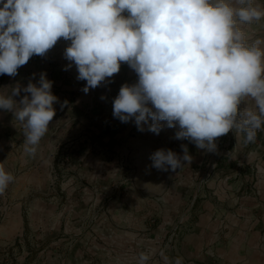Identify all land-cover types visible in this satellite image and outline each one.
<instances>
[{
	"label": "clouds",
	"instance_id": "1",
	"mask_svg": "<svg viewBox=\"0 0 264 264\" xmlns=\"http://www.w3.org/2000/svg\"><path fill=\"white\" fill-rule=\"evenodd\" d=\"M0 0V75L15 77L31 57L45 56L62 38L64 58L74 64L88 93L119 73L126 63L137 82L123 84L113 100V116L134 119L138 131L159 135L177 128L175 139L216 152V139L228 134L254 142L264 124V41L246 42L239 24L264 18L254 0ZM126 13V15H125ZM36 74H33L35 78ZM53 82L46 72L37 83L17 84L0 95L24 131V151L35 156L56 112ZM24 95L19 102L14 97ZM256 110L240 108L248 99ZM104 99V97H101ZM151 121V123H149ZM171 149L150 155L152 167L175 172L192 156ZM14 176L0 163V196ZM164 264H183L160 253ZM141 252L137 264H147Z\"/></svg>",
	"mask_w": 264,
	"mask_h": 264
},
{
	"label": "crops",
	"instance_id": "2",
	"mask_svg": "<svg viewBox=\"0 0 264 264\" xmlns=\"http://www.w3.org/2000/svg\"><path fill=\"white\" fill-rule=\"evenodd\" d=\"M228 2L240 6L237 0ZM239 27L242 30V24ZM257 39L264 41V32L255 27L246 35V42L251 44ZM69 44L70 41L61 38L45 56L34 55L18 68L15 77L0 75V95L7 96L17 84L26 87L30 80L37 83L39 74L46 72L47 79L53 82L52 94L58 98L53 104L56 114L34 157L24 151L21 123L11 112L0 109V163L14 176L5 194L0 196V214L10 216L0 225V264H51L56 259V255L54 258L50 255L48 241L30 239L29 226L26 225L25 233L14 217L23 214V199L26 203L29 195L33 200L35 172L45 174L49 166L65 165V156L70 161L68 166L74 171L78 169L79 178L88 180L91 185L97 177L98 164H118V156L125 166L133 171L137 168L136 187L128 188L121 198L115 197L109 202L110 219L106 226L110 230L141 231L149 226L150 218H155L144 244L154 251L151 264H164L157 253V240L176 225L178 234L172 249L165 254L170 260L179 256L183 257V264H264V136L257 133L255 141L247 144L242 137L238 138L234 153L218 157L208 183L201 186L200 177L207 172L211 152L197 149L188 140L175 139L178 129L168 128L166 122H162L165 126L157 135L147 131V126L145 131H138L134 119L122 123L115 118L113 100L123 84L137 82V74L134 77L126 74L117 82L102 83L84 93L86 81L77 80L76 66L73 64L64 70L70 63L63 55ZM128 67L121 63L120 71ZM99 87L105 91L103 100H99ZM24 95L30 94L21 92L13 99L19 102ZM245 107L256 110L250 98L240 105L241 109ZM259 131H264V124ZM66 135L79 136V139L66 143ZM97 136L102 139L100 144ZM258 139H261L260 147L251 154ZM181 145H187L193 158L190 164L183 161L184 166L175 172L159 171L151 166L149 157L154 151L171 149L183 156ZM99 152L112 158L99 162ZM242 156L243 162L239 164ZM85 167L89 168L88 174L80 169ZM22 235L25 238H19ZM128 239V245L132 244ZM92 243L98 246L96 240ZM130 246L125 251L132 256L137 251L141 253ZM60 260L58 255L57 264L65 262V259ZM67 263L98 264V261L74 255Z\"/></svg>",
	"mask_w": 264,
	"mask_h": 264
},
{
	"label": "rangeland",
	"instance_id": "3",
	"mask_svg": "<svg viewBox=\"0 0 264 264\" xmlns=\"http://www.w3.org/2000/svg\"><path fill=\"white\" fill-rule=\"evenodd\" d=\"M254 6L264 10V0H254ZM255 27L259 32H264V18L252 24H242V31L248 36ZM126 74L129 77L136 75L135 71L128 67L126 71L121 70L107 79L117 82L118 79L126 77ZM99 95V100H103L101 97L105 96V91L100 87ZM102 126L105 127L106 124L103 123ZM64 138L66 143H75L79 136L66 135ZM97 138L100 144L102 139L100 136ZM103 153L100 155L99 152V162L112 158L111 156L106 158V153ZM63 159L65 165L49 166L45 174L41 171L35 172L33 200L29 199V195L26 203L23 199L25 207L23 214L14 217L18 226L21 225L33 241H48L50 255L53 258L56 255V259L51 264H57L58 255L61 260L65 259L64 263L60 260V264H68V258L74 255L96 259L98 264H137L135 258L139 254L138 251L132 256L125 250L131 247L130 245L140 250L141 247L137 244L142 231L110 230L106 226V222L110 219L109 202L115 197L121 198L128 188L136 187L134 181L137 168L135 167L133 171L132 168L125 166L124 161L118 156V164H98L97 177L91 185L88 180L79 178L78 169L74 171L68 166L70 161L67 156ZM80 169L85 174L89 173V168ZM9 217L8 214H0V225ZM26 225L30 228L27 232ZM128 237L131 239L129 243L133 242L130 245H128ZM19 238H25V235ZM95 240L97 247L92 243ZM108 257L110 260L107 259Z\"/></svg>",
	"mask_w": 264,
	"mask_h": 264
},
{
	"label": "built area",
	"instance_id": "4",
	"mask_svg": "<svg viewBox=\"0 0 264 264\" xmlns=\"http://www.w3.org/2000/svg\"><path fill=\"white\" fill-rule=\"evenodd\" d=\"M257 133L259 136H264V131H259L257 130ZM260 141L261 139L257 141L256 144L253 145L252 150H250V153H254L256 152V150L260 147ZM216 145H217V150L216 152H211L210 153V158L209 161L206 163V167H207V172H205L201 177H200V185L204 186L208 183L209 178L211 176L212 173V165L214 164V162L216 161V159L218 157H226L231 153H234L235 147L237 148V145H239L238 143V139H236L235 134L233 132H229L228 134L219 137L216 139L215 141ZM231 146H233V148L231 149ZM250 153H248V155H250ZM242 158H239L238 163L241 164ZM97 216H95L96 219ZM155 224V218H150L149 219V226L144 227L141 231H142V235L141 238L138 240V244L141 248L140 251L141 252H145L148 253L150 255V260L147 262V264H151V259L154 257V251L152 250L151 247H144L145 244V240L147 239L145 236L150 233L153 225ZM178 225L173 226L171 230H169L168 232H166L162 237L158 238L157 243L158 245V251L157 253L160 254L161 251H163L165 254L168 252V250H171L174 244V240L175 237L178 234ZM140 254V253H139ZM139 254L136 256L135 259L136 263L138 261V257ZM126 256L128 254H125Z\"/></svg>",
	"mask_w": 264,
	"mask_h": 264
}]
</instances>
